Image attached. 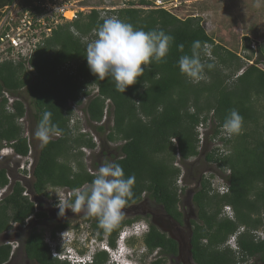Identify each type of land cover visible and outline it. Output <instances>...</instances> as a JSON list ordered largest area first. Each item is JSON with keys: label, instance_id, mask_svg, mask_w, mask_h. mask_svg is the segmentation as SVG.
Returning a JSON list of instances; mask_svg holds the SVG:
<instances>
[{"label": "trees", "instance_id": "obj_1", "mask_svg": "<svg viewBox=\"0 0 264 264\" xmlns=\"http://www.w3.org/2000/svg\"><path fill=\"white\" fill-rule=\"evenodd\" d=\"M14 1L0 0V6L9 7ZM138 5L149 9L127 2L125 7L106 11L105 16L96 9L79 13L76 19L57 25L30 54L18 55V60L11 58L16 54L10 43H6L9 58L0 60V150L9 148L19 158L30 153L19 124L26 114L20 96L24 90L34 109L37 126L43 113L51 112L52 122L61 129L60 135L40 146L34 161L31 188L36 195H42L47 188L73 191L90 185L95 173L85 166V150L100 147L105 157L107 144L120 143L109 158L122 166L125 177L135 176L134 197L125 208L142 200L152 201L180 221V193L184 192L178 188L177 180L182 167L193 184L185 194L191 195L190 204L197 215L191 222L193 264H241L252 258L264 264V240L254 235L257 231L264 233V106H259L260 100L264 101V70L257 67L264 60V46L259 49L261 59L237 75L243 68L240 58L215 44L205 32L201 18L180 19L166 9L155 8V0H139ZM24 11L32 16V11L39 10L30 6ZM112 16L134 28L163 30L174 37L163 62L153 61L137 83L124 93L116 90L110 77L99 80L90 72L85 58L88 42L82 41L90 36L91 42L103 20ZM194 41L201 42V58L214 65L206 69L205 79L198 83L191 82L178 66L180 57L191 54ZM5 94L14 97L12 103L9 104ZM82 97L87 99L85 119L94 134L102 137L99 146L92 134L79 132L77 122H72L68 103L80 105ZM232 109L243 117V129L239 135L220 139L221 152L212 147V140L219 136ZM208 122L211 134L205 132L200 145L197 128L206 127ZM201 158L206 169L197 174L194 167ZM93 165L94 169L98 168L96 162ZM210 165L225 173L222 177L228 185L226 194L211 193L209 179L203 174ZM7 172V168H0V189L9 184ZM188 176H183V182H188ZM224 207L231 208L232 219L220 216ZM45 216L36 211L34 202L25 195L24 186L14 182L10 193L0 201V236L13 224L22 227L31 217ZM138 219L121 221L111 232H105L97 218L93 227L99 231L98 239L106 236L109 245L114 246L123 227ZM147 223L148 232L142 242L148 251L157 250L159 255L151 264H165L167 257L176 254V244ZM67 225L65 222L56 226L51 235L54 236L55 230H65ZM239 228L243 230L237 237L235 252L224 245ZM7 239H13L11 234ZM7 243L0 244V264L10 260L11 245ZM22 249L27 261L33 264H70L51 256L42 230L33 228ZM107 259L105 252L98 253L93 264H105Z\"/></svg>", "mask_w": 264, "mask_h": 264}, {"label": "rangeland", "instance_id": "obj_2", "mask_svg": "<svg viewBox=\"0 0 264 264\" xmlns=\"http://www.w3.org/2000/svg\"><path fill=\"white\" fill-rule=\"evenodd\" d=\"M138 1L139 0H101L99 9L103 8L106 4L107 6H125L127 2H134L136 4V7L138 8L149 9L147 7L139 6ZM159 1L162 3V6L165 7L164 9L180 19H185L187 17L201 18V24L205 32L214 39L215 44L223 46L240 58L243 64V68L237 73V75L242 73L247 66L255 64L256 60L261 59L259 49L263 48L264 46V0H155V3L157 4ZM33 2L35 1L17 0L16 7L12 10V14H16L20 11V9L22 10L26 6H32ZM96 2L97 1L95 0H81V3H83L82 5L86 6H94L93 4H96ZM6 7L7 6L2 5V7L0 8V21H3V14L1 13L6 10ZM86 12L88 11L85 10L83 14H85ZM60 21L61 19L58 20V22ZM63 23L64 22L61 21L60 24ZM38 34L39 30L32 33L33 36L31 38V42L33 44L38 41ZM244 38H248L249 41L246 42ZM13 39L14 42H12V40L11 42L12 44L14 43V51L16 55L27 56L31 52L34 45L31 44L30 39L26 38L25 36H21L20 39L17 38L16 41L15 38ZM246 45H249V49H245ZM6 51L7 49L0 51V60L8 57ZM247 57H250V59H248ZM257 67L264 70L263 59L259 62V64H257ZM95 93L96 92H93V94ZM5 95L9 98V104L12 103L14 97L9 94ZM20 96L23 100L26 114L22 119L19 120V124L22 127L23 135L27 138L30 145V153L26 158H19L13 156V153L9 148L0 150V168L5 167L8 169L7 176L9 179V184L6 187L0 189V201L10 193L11 186L14 182H20L25 188V195L32 202H34L36 211L43 212L46 216L41 219L31 217L22 227H19L17 224H13L12 227L6 233H4L3 236H0V244L8 242L7 244L11 245L10 260L7 264H33L27 261L22 249V243L24 239L27 238L33 228H35L37 231H43L44 240L48 243L47 245L49 246V248H52V253L56 251L58 252V258L61 261H66L67 259V257H64L66 255L63 254L65 247L63 245L65 244H60L61 240L72 241L70 242V244H68L69 247L72 248L71 254L73 256L86 254L88 253V249L90 251H93V248L97 250L98 243L95 236H98V234L96 235V233H98L99 231L98 229L96 230L93 227V224L96 223L97 217L89 215L86 210H81L79 212L73 213L70 209H65L64 214H61L62 216L59 214V202L63 203L66 199H70L72 191L63 188H47L42 195H36L32 191L31 184L33 182V179L31 173L34 161L36 160L41 146V142L34 135L37 124L33 118L34 109L30 104V100L24 93V90L21 92ZM86 103L87 99L84 97L81 98L80 105L68 103V106L72 109V122H75V124L77 122L76 126L79 129V132L88 133L90 135L92 134L94 136V141L99 146L102 137H98L94 134L91 126L87 123L83 113ZM261 105L264 106L263 100H260L259 102V106ZM198 132L199 135L206 132L210 136L211 125L208 124L206 125V127L200 128ZM119 144L120 143H113L106 145V151L110 153V156L113 154V151ZM212 147L214 148V144L212 145ZM98 154L99 147H97L94 151L85 150L83 157L86 168L95 174L98 168L94 169L93 162L97 159L96 156ZM98 161L101 165L106 161L111 162L108 156L99 158ZM192 161L190 160L189 162ZM202 164H204L203 158H201L199 164L195 165L194 167V170L197 174L204 170V168L206 169V167ZM176 165L179 164L176 163ZM181 172L182 175L177 180L178 188H182L184 192L180 193V202L183 199L187 200V198H185V195H187L185 194V191L193 188V184L189 182L191 178L187 175L186 171L182 169V167ZM203 174L206 179H209V182L213 181L212 183L217 187L218 184L222 183V175H224L225 173L219 172L213 165H210V168L207 169ZM212 174H214V177L212 176ZM184 175L188 176V182L186 183L183 182ZM85 187L86 186H83L82 188ZM189 197H191L190 194L188 196L187 202L190 201ZM139 205L140 208L138 207ZM134 206H130L125 209L126 211H124V218L122 221L139 216V219L136 220L133 224H140L136 229L137 232H134L137 235H140V237L135 238L134 240L131 239L128 245L129 247L130 245L133 246L135 249H141L144 245L142 240L145 234L143 235V232L147 231L149 228L147 223L148 221L140 217L142 215L141 213L146 207H150V209L153 211L157 210L158 214H161L162 212L165 214V212L162 208L156 206L152 201H147L144 206L141 205V202ZM136 206L138 208H136ZM189 208L187 205H184L183 211L189 212ZM223 210L224 209H222L221 216H224ZM52 219H55L54 224ZM62 221L68 224V227L63 230L67 231L68 234L64 233V236L62 237L61 232L63 231L55 230V235L52 236L51 232L53 231V229H55V226ZM127 227L128 226H125L123 228ZM10 234L13 239L7 241V236ZM258 238L260 237L258 236ZM228 245H230L229 248L232 249L230 238L226 241L224 246L228 247ZM156 252L157 250L150 252L147 249V255L141 256L139 264H151L155 259L159 257ZM187 264H192L191 260H189Z\"/></svg>", "mask_w": 264, "mask_h": 264}, {"label": "clouds", "instance_id": "obj_3", "mask_svg": "<svg viewBox=\"0 0 264 264\" xmlns=\"http://www.w3.org/2000/svg\"><path fill=\"white\" fill-rule=\"evenodd\" d=\"M173 41L174 37L163 30L137 29L132 24L112 16L105 18L96 29L95 38L86 45L85 58L90 72L97 79L110 77L116 90L124 93L129 86L137 83L138 78L153 61L163 62ZM201 47L200 41H194L191 54L180 57L178 61L180 72L193 83L205 79L206 69L214 67L212 63H206L201 58ZM208 55L211 56L210 51ZM51 117V112H44L34 133L42 146H46L53 136L61 134V129L52 122ZM243 124V117L236 109H232L222 124V130L231 138L241 134ZM134 184V175L125 177L120 164L106 161L98 168L89 186L74 189L71 193L74 199L59 202V214H64L65 209H70L73 213L86 210L89 215L98 218L99 226L105 232H111L124 218L123 210L134 197ZM139 225L132 224L123 228L122 231L128 230L129 234L116 237L114 246H110L107 237L103 236L102 239H96L97 250L88 249V253L83 255L73 256L72 248L64 247L66 261L76 258L83 264H93L94 256L105 252L108 256L105 264H139L141 256L147 255V248L143 245L141 249H135L128 245L131 239L140 237L134 233V227L138 228ZM147 232L148 230L144 231L143 235ZM64 233L68 234L63 231L62 237Z\"/></svg>", "mask_w": 264, "mask_h": 264}, {"label": "built area", "instance_id": "obj_4", "mask_svg": "<svg viewBox=\"0 0 264 264\" xmlns=\"http://www.w3.org/2000/svg\"><path fill=\"white\" fill-rule=\"evenodd\" d=\"M16 1L17 0H15L14 3L10 5L9 7H6V10L3 13H1L3 14V21H0V49L1 50L6 48V43L8 42L13 48H15L14 43L12 44V42H14L13 38H15V41H16L17 38L20 39L21 36H25L26 38L30 39V42H31V38L33 36L32 33L39 30V34L37 35L38 41L35 44L31 42V44L34 45L32 47V50H34L35 47L41 43L42 39L50 36L52 31L56 28L57 25L61 23V21L63 22L72 21L77 18V15L79 13H83L85 10L89 11L91 9H96V10L101 11V16H105L106 11H114L116 9L126 6V5L125 6L123 5L107 6L106 4L103 8L99 9V5H101L100 3L101 0H95L97 2L96 4H93L94 6L82 5L83 3H81V0H34L35 2H33L32 6L36 7L39 11L37 13L32 11L33 15L31 16L30 15L31 13L25 12L24 9L22 10L20 9V11L17 12L16 14H12V10L16 7ZM155 8L164 9L165 7L162 6V3L159 1L157 4L155 3ZM59 19H61L60 22H58ZM34 25H36L37 28L33 29ZM89 39H90V36H86L82 38V41L89 42ZM11 58L14 60H18L19 57L18 55H13L11 56ZM204 127L205 126L203 125H199L197 130L199 131L200 128H204ZM198 139L201 145L202 140H203V134H200ZM220 139H223V140L229 139V137H227V135L223 132L222 128L220 130L219 136L213 138L212 140V145L214 144V148H217L222 152L223 142L220 141ZM221 181L222 183L218 184L217 187L212 183L213 181L210 182L211 193H218L219 195H223L228 192V185L226 184L224 180H221ZM223 209H224L223 214L227 216L228 218L232 219L233 213L231 211V208L224 207ZM136 229L137 227H134V232H137ZM242 230H243L242 228H239L230 237L231 243H233V247L231 246V248L235 252H237L236 240L239 234H241ZM127 234H129V231L123 230L121 235L125 236ZM254 235L256 236L257 239L264 240V234H262L261 232L259 231L255 232ZM258 236L260 238H258ZM54 253H52V248H51L52 257L58 258V254H57L58 252L56 251ZM69 261L71 264H83L82 261L77 260L76 258H70Z\"/></svg>", "mask_w": 264, "mask_h": 264}, {"label": "flooded vegetation", "instance_id": "obj_5", "mask_svg": "<svg viewBox=\"0 0 264 264\" xmlns=\"http://www.w3.org/2000/svg\"><path fill=\"white\" fill-rule=\"evenodd\" d=\"M102 151L103 150L100 149V147H99V154L96 156L97 159L94 161L97 163L98 168L101 166L98 159L104 157V155H102ZM105 156L110 157V153H107ZM85 186L87 187L89 185H85ZM188 196H189V194L185 195V198H187V200H188ZM189 198L191 199V197H189ZM187 200L183 199L180 202V205H179V209H180V213H181L180 221H176L175 219H173L172 217H170L166 213L164 214L163 212L161 214H158L157 210L153 211L150 209V207H146V206H145L146 208L141 213L142 215L140 216L141 218L146 219L151 224H152V222H155L158 225V228L163 232V234H165L167 236V238H169L175 242L176 254L172 257H167L166 263H168V264H187L188 261L190 260V256H191L190 255V248H191L190 247V240L192 237L191 222L195 221L197 219V215L194 211V208L190 204V201L187 202ZM146 202H147L146 200H142L141 205L144 206V204ZM184 205H187L188 208L190 207L189 212L183 211ZM138 207L140 208V205ZM138 207L136 206V208H138ZM180 207L182 208V210ZM125 209H127V208H125ZM125 209L123 211H126ZM132 219H133V217H132ZM52 220H53V224H54L55 219H52ZM125 220H128V219H125ZM63 223H65V222L62 221L61 223L57 224L56 226H59ZM61 231H63V230H61ZM97 234L99 235V233H96V235ZM95 237H96V239H98V236H95ZM156 253L158 254V251ZM241 264H261V263L258 260L252 258V259H249V260H247Z\"/></svg>", "mask_w": 264, "mask_h": 264}, {"label": "bare ground", "instance_id": "obj_6", "mask_svg": "<svg viewBox=\"0 0 264 264\" xmlns=\"http://www.w3.org/2000/svg\"><path fill=\"white\" fill-rule=\"evenodd\" d=\"M260 232V231H259ZM262 234H264L263 232H261ZM122 234V230L118 233V235L116 236V237H118V236H120ZM259 235H260V233H259ZM80 239H81V237H80ZM71 241V240H70ZM70 241L69 240H61V242H60V244H65V245H63V246H65V247H69V244H70ZM79 241V240H78ZM67 243V244H66ZM69 243V244H68ZM232 245V247H233V243H231ZM230 246V245H229Z\"/></svg>", "mask_w": 264, "mask_h": 264}, {"label": "water", "instance_id": "obj_7", "mask_svg": "<svg viewBox=\"0 0 264 264\" xmlns=\"http://www.w3.org/2000/svg\"><path fill=\"white\" fill-rule=\"evenodd\" d=\"M152 224L160 231L162 232L159 228H158V225L155 223V222H152ZM163 233V232H162ZM190 260H191V256H190ZM191 263L193 264L192 260H191Z\"/></svg>", "mask_w": 264, "mask_h": 264}]
</instances>
